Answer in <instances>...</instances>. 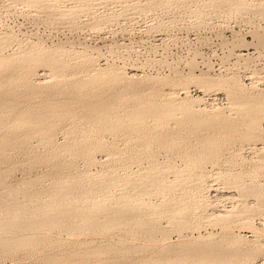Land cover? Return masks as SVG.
<instances>
[{"label":"rangeland","instance_id":"obj_1","mask_svg":"<svg viewBox=\"0 0 264 264\" xmlns=\"http://www.w3.org/2000/svg\"><path fill=\"white\" fill-rule=\"evenodd\" d=\"M243 1L244 5L235 8ZM263 2L47 0L38 4L0 0V36L12 35L0 48L2 56L11 53L0 61V106L13 119L41 112L45 118L53 114L61 121L47 137L29 134L31 128L22 126L20 142L0 157V173H8V183L3 182L8 187L0 184V192L30 177L40 184L37 188L43 194L57 182L75 178L79 189H85H80L84 192L80 196L100 198L97 202L103 204L98 205L102 209H97L100 218L97 215V223L93 219L95 225L87 226L78 217L81 226L76 223L72 228L67 219L62 228L49 230L50 239L9 250L0 256V264H109L112 260L113 264H264ZM54 46H60L56 48L60 66L55 69L46 59H34V72L26 80L22 68L13 67L16 54L26 56ZM96 70L105 76L100 78ZM187 74L236 75L239 83H175ZM32 83L51 87L35 90ZM133 84L138 86L137 93H128ZM152 87L161 94L150 93ZM166 97H172L176 107L154 104ZM243 97H259L263 102L260 108L230 105ZM185 98L194 100L190 110L180 107ZM138 100L148 104L137 105ZM99 102L111 105L105 117L95 110L90 113L91 104ZM154 175L167 176L166 182L169 178L175 184L164 191L153 184ZM91 176L99 180L90 181ZM142 177L151 186L135 190L140 182L146 184ZM49 192L41 196L47 198ZM124 193L140 196L143 204L134 197L140 203H135V210L140 211V205L146 207L141 208L144 213L150 210L142 214L146 219L141 215L143 227L134 226V221L127 227L114 222L107 228L102 223L108 218L106 211L122 210ZM72 198L67 199L72 203L70 210L92 207ZM182 201L183 212L177 216L173 211ZM155 205L163 208L155 209ZM151 222L163 229L153 230L148 225ZM199 234L202 237L195 238ZM207 240L216 241L226 253L238 250L240 255L226 261L185 246ZM169 246L181 251L171 252Z\"/></svg>","mask_w":264,"mask_h":264},{"label":"bare ground","instance_id":"obj_2","mask_svg":"<svg viewBox=\"0 0 264 264\" xmlns=\"http://www.w3.org/2000/svg\"><path fill=\"white\" fill-rule=\"evenodd\" d=\"M16 1H18V0H16ZM20 1V0H19ZM35 2V3H38L39 4V2H46L47 0H45V1H43V0H22V2ZM48 1H50V0H48ZM79 1H84V0H78V2ZM85 1H87V0H85ZM88 1H91V0H88ZM93 1V0H92ZM43 3H42V5H43ZM87 3V2H86ZM244 1L243 2H238V3H236L237 5H236V7L235 8H240L242 5H244ZM264 3V2H263ZM46 4V3H45ZM83 4V3H82ZM238 4H239V6H238ZM81 5V4H80ZM86 5V4H85ZM92 5V4H91ZM263 5V4H262ZM73 10V8H70V10ZM10 34V33H9ZM8 34H6V35H1L0 36V48L1 47H3V46H1V45H3V44H5L6 42H7V40L10 38L11 39V36L12 35H8V36H10V37H8L7 36ZM9 39V40H10ZM12 40V39H11ZM8 42H10V41H8ZM10 44V43H9ZM8 43L6 44V45H9ZM35 47V46H34ZM39 47V46H38ZM37 47V48H38ZM60 47V46H59ZM59 47H55L54 46V48H52V49H45V50H39V51H37L36 53H33V51H32V53L30 52L28 55H22V56H19V53L18 54H16L17 55V57L14 59V61L16 62V64L15 65H13V67H21L22 68V75L21 76H24L25 77V75H26V80H27V75H28V77H29V74H30V72L31 73H33L34 71H32V67H31V62L34 60V59H46V61H48V63H49V65L50 66H52V67H54L53 69H55V67H58V66H60V62H58L57 61V49L56 48H59ZM4 48H5V46H4ZM40 48H41V46H40ZM65 48V47H64ZM2 49V48H1ZM34 49V48H33ZM36 49V48H35ZM34 49V50H35ZM43 49H44V47H43ZM3 50V49H2ZM36 50H38V49H36ZM35 50V51H36ZM26 51V50H25ZM28 51V50H27ZM60 51H61V49H60ZM3 52V51H2ZM24 52V51H23ZM2 54H4V53H2ZM2 54L0 55L1 57H0V61H2V60H5V58L7 59L8 57H10L11 56V53H10V55L9 56H2ZM25 54V53H24ZM60 56V55H59ZM87 56V55H86ZM89 56V55H88ZM12 57H13V55H12ZM61 58V57H60ZM86 58V57H85ZM93 58V57H92ZM62 59H63V57H62ZM84 59V58H83ZM87 59V58H86ZM11 60H13V58L11 59ZM90 60V59H89ZM93 60V59H92ZM21 61V62H20ZM86 62H88V60L86 61ZM91 62V61H90ZM1 64V63H0ZM97 66V65H96ZM49 67V66H48ZM94 67V66H93ZM97 68V67H96ZM98 69V68H97ZM102 69V68H101ZM78 70V69H77ZM86 70H87V68H86ZM92 70V69H91ZM94 70V69H93ZM100 70V69H99ZM36 71V70H35ZM52 71V70H51ZM50 71V72H51ZM63 71V70H62ZM79 71V70H78ZM90 71V70H89ZM97 71V70H96ZM112 71V70H111ZM4 72V71H3ZM60 72V71H59ZM98 72V71H97ZM64 73H66V72H64ZM92 73V72H91ZM95 73V72H94ZM101 73L102 72H98V74H99V76L101 75ZM111 73V72H110ZM114 73V72H113ZM117 73V72H116ZM37 74V73H36ZM54 74V73H53ZM59 74V73H58ZM96 74V73H95ZM97 74V75H98ZM105 73H103V76H100V78H102V77H104L105 75H104ZM34 75V74H33ZM60 75V74H59ZM62 75V74H61ZM106 75H108L107 73H106ZM188 75V74H187ZM16 76V75H15ZM20 76V75H19ZM32 76V75H31ZM30 76V77H31ZM65 76H67V74L65 75ZM17 77V76H16ZM29 77V78H30ZM56 77H59V76H56ZM56 77H54V78H56ZM63 77V76H62ZM95 77V76H94ZM97 77V76H96ZM236 75L235 76H219V77H211V76H204V75H202V74H199V75H197V74H190V75H188V76H186V77H184V78H179V79H177L176 81H175V83H185V82H188V81H191V80H196V81H198V82H201L202 84H204V85H211V84H215V83H225V84H231V85H236L237 83H239V80L237 81L236 80ZM61 78V77H60ZM22 80V79H21ZM24 81V80H23ZM56 81V80H55ZM5 82H7L6 80H5ZM192 82V81H191ZM8 83V82H7ZM23 83V82H22ZM174 83V84H175ZM4 84V83H3ZM60 84V83H59ZM24 85V84H23ZM25 85H27L26 83H25ZM51 85V84H50ZM58 85V84H57ZM240 85V84H239ZM2 86H4V85H2ZM14 86V85H13ZM28 86V85H27ZM174 86V85H173ZM19 87V86H18ZM22 87V86H21ZM30 87H32V88H34L35 90H43V89H45V90H48V88H50L51 86H49L48 88H47V86H45V88L44 87H42V86H37V85H33V83H32V86H30ZM29 87V88H30ZM54 87H56V85L54 86ZM25 88V87H24ZM53 88V87H52ZM51 88V89H52ZM164 88V87H163ZM128 93H137V89H138V86L137 85H135V84H133V85H130V86H128ZM137 90V91H136ZM164 90V89H163ZM49 91V90H48ZM150 93H153L154 95L155 94H159L160 93V91H159V89L158 88H156V87H152V89L150 90ZM161 94V93H160ZM164 94V93H163ZM169 94V93H168ZM170 95V94H169ZM164 96V95H163ZM167 98V97H166ZM188 98V97H187ZM187 98H185V99H183L182 100V102H181V104H180V107L182 108V109H191V103H193L194 102V100H193V102H192V100L189 98V100H187ZM138 103H137V105H139V104H148L147 102H144L143 100H138L137 101ZM262 102H263V99L262 98H259V97H243V98H240V99H237V100H235V101H231V103H230V105L232 106V105H234V106H236L237 108H241V107H245V108H255V107H257V108H260V106L259 105H261L262 104ZM154 104H157L159 107H161V108H164V109H168V108H170V107H176V104L177 103H175V101H174V99H172V97H170V98H167V99H164V100H161V101H154ZM4 106V105H3ZM3 106H0V125H2V127L0 128V157L1 156H4L5 154H6V152H8L7 151V149H8V147H10V145H15V144H18L20 141H19V139H21L20 138V136H19V130L22 128V126H24V124L26 125V126H29L31 129H29V134H36V133H40V134H42L43 135V137H47V136H50L49 134L53 131V128H54V126L57 124V123H59V122H61L60 121V119H58L56 116H54L53 114H51L50 115V117L49 118H45V116L43 115V113H41V112H39V113H33V115H31L29 118H23V117H18V118H15V119H13V117L10 115V113L8 112V111H6L5 110V108L3 107ZM179 106V105H178ZM259 106V107H258ZM110 107H111V105H109V104H107V103H103V102H99V103H93V104H91V106H90V113L91 114H93V111L95 110V111H97V113L99 114L98 116H100V117H105L106 116V114H108L109 113V109H110ZM10 110V109H9ZM93 110V111H92ZM239 110V109H238ZM39 124V125H38ZM38 125V126H37ZM132 133V132H131ZM28 134V135H29ZM23 135V134H22ZM2 137H4V138H2ZM22 137V136H21ZM25 137V136H24ZM40 137H42V136H40ZM33 138V137H32ZM45 139V138H44ZM25 140V139H24ZM23 140V141H24ZM30 140V139H29ZM23 141H21V142H23ZM26 141V140H25ZM29 143V142H28ZM20 144H22V143H20ZM19 144V145H20ZM16 148H17V146H16ZM15 148V149H16ZM20 148V147H19ZM23 148V147H22ZM21 149V148H20ZM11 152V151H10ZM15 152V151H14ZM2 159V158H1ZM199 164V163H198ZM198 164H196V165H198ZM192 165H193V163L191 164V166L190 167H192ZM195 165V164H194ZM195 165V166H196ZM200 165V164H199ZM187 166H189V165H187ZM155 167V166H154ZM190 167H188V168H190ZM193 168H195V167H193ZM192 168V169H193ZM153 169V168H152ZM155 169V168H154ZM158 169H161V168H158ZM161 170H163V169H161ZM256 170V169H255ZM254 170V171H255ZM158 171V170H157ZM90 172V171H89ZM93 172V171H92ZM98 172V171H97ZM149 172V171H148ZM256 172V171H255ZM88 173V172H87ZM98 173H100V172H98ZM107 173V172H106ZM150 173V172H149ZM157 173V172H156ZM155 173V174H156ZM161 173H162V171H161ZM8 173H0V184L1 185H3L6 181H5V179L7 180V177H6V175H7ZM89 174H91V173H88L87 174V177H88V175ZM94 174H95V172H94ZM102 174H104V173H102L101 172V174L100 175H102ZM148 174V173H147ZM159 174H160V172H159ZM78 175V174H77ZM100 175H98V176H100ZM152 175V174H151ZM82 176V175H81ZM80 176V177H81ZM84 176V175H83ZM94 176V175H93ZM93 176H91V179L93 178ZM108 175H105V177L104 178H106ZM146 176V175H145ZM154 176H156V175H154ZM162 176H164V174L162 175ZM162 176H156L155 177V179H154V181L155 182H153V184H155L156 185V187H158V188H160V189H162V190H166V189H170L171 190V188H172V185L171 184H173V183H171V181L170 180H168L169 178H167V182H166V177L165 178H163ZM192 176V175H191ZM200 176V175H199ZM70 177V176H69ZM77 177V176H76ZM85 177V176H84ZM90 177V176H89ZM89 177H88V179H89ZM95 177V176H94ZM149 177V176H148ZM153 177V176H152ZM190 177V176H189ZM30 178V177H29ZM28 178V179H29ZM67 178V177H66ZM65 178V179H66ZM79 178V177H78ZM77 178V179H78ZM132 178V177H131ZM138 178H141V177H138ZM143 178V177H142ZM151 178V177H150ZM194 178V177H193ZM27 179V181L26 182H24L23 184H18L17 186H11V187H9V188H6V191H1L0 192V256L2 257V256H4V253L5 254H9L10 252H7V251H9V250H13V249H15L16 247L18 248V247H26V245H29V244H33V243H38V242H41V241H44V240H46L47 238L48 239H50L49 238V230L51 231V228H55V226H56V228H59V226H61V228H62V226H65L64 225V223L66 224V222H65V220H67V219H71L72 220V222H71V220H70V224H71V227L72 226H75V224L78 222L77 220H76V218H78V217H81V218H83L84 219V224H86L87 226L88 225H90V224H92L93 222V219L95 220L96 219V217H97V215H98V212L100 211V209H99V211L97 210L98 208H101V207H98V205L99 204H101V203H98V202H100V201H98L100 198H98V202L95 200V198H93V196H92V198L90 197V195H88V196H85V195H79V194H84V192H82L83 191V189H81L82 191V193L80 192V189H79V183H78V181H79V179L78 180H76L75 178L74 179H72V180H70V181H68L67 183L65 182V183H62L61 181L60 182H57L55 185H52V189L51 190H49L48 188H46V190L48 189V191H45V192H49V194H48V197L47 198H44L43 196H41V195H43V194H45V192H44V190H43V194H41V192H42V190L40 191L38 188L40 187H38V185H40V184H36V180L33 178V180L31 179V180H28ZM62 179H63V177H62ZM83 179V177L82 178H80V180H82ZM108 179H109V176H108ZM113 179V178H112ZM111 178H110V180H112ZM126 179H128V177L126 178ZM144 179V178H143ZM146 179H147V177H146ZM146 179H144V181L146 180ZM58 180V179H57ZM67 180H68V178H67ZM83 180H85V179H83ZM93 180H95V181H97V180H99V179H95V178H93L92 180H90V181H93ZM103 180V179H102ZM105 181H107V179H104ZM132 180V179H131ZM148 180V179H147ZM151 180V179H150ZM152 180H153V178H152ZM8 181V180H7ZM25 181V180H24ZM63 181V180H62ZM95 181H94V183H95ZM114 181V180H113ZM117 181V180H116ZM125 181V180H124ZM130 181V180H129ZM141 181V180H140ZM4 182V183H3ZM13 182V181H12ZM56 182V181H55ZM80 182H82V181H80ZM85 182H87V180L85 181ZM100 182V181H99ZM126 182H127V180H126ZM134 182V181H133ZM146 182V181H145ZM148 182H150V181H148ZM168 182H170V183H168ZM3 183V184H2ZM6 183H8V182H6ZM10 183V182H9ZM38 183V182H37ZM83 183H84V181H83ZM88 183V182H87ZM98 183V182H97ZM103 183H105V182H103ZM109 183V182H108ZM114 183V182H113ZM129 183V182H128ZM143 182H140L139 184L140 185H138V187H140V188H137V186H136V188L137 189H135V190H138V189H140L141 191H144L145 189H148L147 187H149V186H151V185H148V184H150V183H148L147 184V182H146V184H142ZM98 184H100V183H98ZM106 184V183H105ZM115 184V183H114ZM130 184V183H129ZM152 184V183H151ZM175 184V183H174ZM173 184V185H174ZM79 185V186H78ZM89 185H90V182H89ZM88 185V186H89ZM101 186H102V184H100ZM99 185V186H100ZM125 185H127L126 183H125ZM131 185V184H130ZM130 185H128V186H130ZM148 185V186H147ZM4 186H6L5 184H4ZM87 186V188H90V187H88ZM94 186V185H93ZM92 186V187H93ZM97 186V185H96ZM100 186V187H101ZM105 187H106V185H104ZM108 186H112V185H108ZM123 186V185H122ZM134 187H135V185H133ZM6 187H8V186H6ZM38 187V188H37ZM83 187H85V186H83ZM95 187V186H94ZM98 187V186H97ZM127 187V186H126ZM174 187V186H173ZM96 188V187H95ZM110 188H112V187H110ZM110 188H109V190L108 191H110ZM131 188V187H130ZM8 189V190H7ZM96 189H98V188H96ZM100 189V188H99ZM108 189V188H107ZM127 189V188H126ZM133 189V190H134ZM85 190V189H84ZM89 190V189H88ZM90 190H92L91 192H93L95 189H90ZM89 190V191H90ZM104 189H102V191H103ZM106 190V189H105ZM128 190V189H127ZM139 190V191H140ZM95 191H97V190H95ZM100 191V190H99ZM124 191V190H123ZM138 191V192H139ZM140 191V192H141ZM80 192V193H79ZM88 192V191H87ZM105 192V191H104ZM46 193V194H47ZM107 193V191L105 192V194ZM134 193V192H133ZM74 194H76L77 195V197L76 198H72L71 196H74ZM85 194H86V192H85ZM91 194V193H90ZM101 194V193H100ZM125 194V193H124ZM26 196L27 197V199H24V201L22 200L23 198V196ZM79 195V196H78ZM87 195V194H86ZM94 195H96V194H94ZM133 195V194H132ZM130 195V194H128V195H126L125 194V198L124 197H121L122 199H124V201H121L122 202V210H113V211H106L107 209H104L103 208V210H105L106 212H105V215L108 217L107 218V220H104L102 223L104 224V225H106V227H107V224H113L114 222H121L123 225H127L128 226V224L127 223H130V225H131V222L132 221H134V223H135V225L134 226H137L136 224H138L139 226H141V227H143V225L141 224V222H143V224H144V218H145V216H143L142 214H144L145 215V213L147 212V211H150V210H147V211H145V213H144V211L141 209V208H143L142 207V205H140L141 206V208H139L140 209V211L138 210H135L137 207L135 206V205H139L141 202H140V196H139V198L138 197H136V196H138V195ZM22 196V197H21ZM103 196V195H102ZM46 197V196H45ZM69 197L70 198H72V200L74 199L76 202L78 201L79 203L81 202V201H84V202H82L81 204H85V202H86V204L87 203H90V205L92 206V207H90L89 208V210H79L80 209V207L78 206H76V207H74V208H78V210L77 209H74V210H70V208L69 207H72V205L71 206H68V205H70V204H72V203H70L67 199H69ZM75 197V196H74ZM134 197L135 198H138L139 199V202L140 203H137V201H135L136 199H134ZM78 198V199H77ZM103 198V197H102ZM79 199H80V201H79ZM97 199V198H96ZM113 199H115V198H113ZM118 199V198H117ZM117 199H116V201H115V203L117 202V203H119V201H117ZM193 200H196V199H194L193 198ZM198 201V200H197ZM77 202V203H78ZM143 202V201H142ZM187 202V201H186ZM78 203V204H79ZM116 203V204H117ZM135 203H137V204H135ZM182 204H181V206L180 205H176L177 207H175V209H174V211L173 212H175L176 213V215L178 216V214L177 213H179V216L180 215H182V213H181V211H182V209L184 208V207H182V205L185 203H183V201L181 202ZM74 204V203H73ZM141 204H143V203H141ZM75 205V204H74ZM73 205V206H74ZM77 205V204H76ZM101 205H103V204H101ZM119 205V204H118ZM152 205V204H151ZM66 206H68V209L66 210L65 209V207ZM88 206V205H87ZM100 206V205H99ZM121 206H119V207H121ZM148 206V205H147ZM149 206H150V204H149ZM152 206H154V205H152ZM160 206L161 205H158V207H157V205H155V209H158L159 210V208H160ZM118 207V208H119ZM133 207H136L135 209L133 208ZM162 207V206H161ZM56 208H59V209H62V210H60V211H57L56 210ZM85 208V207H84ZM149 208V207H148ZM150 208H151V206H150ZM163 208V207H162ZM161 208V209H162ZM173 208V207H172ZM51 209V210H50ZM52 209H55L54 211L52 210ZM102 209V208H101ZM144 209V208H143ZM151 209H153V207L151 208ZM144 210H146V207H145V209ZM163 210V209H162ZM169 210H173V209H169ZM241 210V209H240ZM245 209H242V211H244ZM141 211H143V212H141ZM247 211V210H246ZM183 212V211H182ZM102 213V212H101ZM245 212H243V214H244ZM232 214V213H231ZM239 215H242V214H240V213H238ZM103 215V214H102ZM104 215V216H105ZM144 217H142V216ZM234 215V214H233ZM236 216H238V215H236ZM98 217H99V215H98ZM97 217V218H98ZM147 217V216H146ZM100 218V217H99ZM98 218V219H99ZM149 218V217H148ZM228 218L230 219V217L228 216ZM73 219H75L76 220V222H73ZM106 219V218H105ZM146 219V218H145ZM228 219V220H229ZM97 220V219H96ZM95 220V221H96ZM148 220V219H147ZM100 221V220H99ZM149 221V220H148ZM151 221V220H150ZM98 221H96V223H97ZM101 222V221H100ZM100 222L98 223V224H100ZM228 222V221H227ZM115 223V224H116ZM121 223H119V224H121ZM125 223V224H124ZM181 223H183V222H181ZM230 223V222H229ZM103 224H101V225H103ZM132 224H133V222H132ZM146 224V223H145ZM155 224V223H154ZM225 224V223H224ZM227 224V223H226ZM77 226H81V224L79 225L78 223L76 224ZM86 225L84 226V227H86ZM93 225H95V223H93ZM108 225V226H109ZM122 225V226H123ZM148 225H150V226H153V230L154 229H157L156 227H155V225H153L152 224V222H151V224H148ZM69 226V224L68 225H66V227H68ZM83 226V225H82ZM100 226V225H99ZM126 226V227H127ZM133 226V227H134ZM144 226H146V225H144ZM226 226V225H225ZM228 226V225H227ZM226 226V227H227ZM65 227V228H66ZM71 227H69V228H71ZM226 227H224V228H226ZM73 228V227H72ZM75 228V227H74ZM108 228V227H107ZM111 228V227H110ZM160 228H162V227H160ZM160 228L159 229H157V231L158 230H160ZM229 228V227H228ZM251 228V227H250ZM87 229V228H86ZM163 229V228H162ZM233 229V228H232ZM108 230H110L111 231V229H108ZM108 230H106V231H108ZM124 230H127V228L125 229H123V231ZM153 230H152V232H150V233H152L151 234V236L152 235H154L153 233H155V231L153 232ZM88 231V230H87ZM225 231V230H224ZM227 231H229V230H227ZM127 232V231H126ZM128 232H130L131 233V230L130 229H128ZM127 232V233H128ZM132 232H133V230H132ZM159 232H162V231H159ZM134 233H137V231H135ZM157 233V232H156ZM164 234V233H163ZM225 234H228V233H225ZM224 234V235H225ZM229 234H231V232L229 233ZM228 234V235H229ZM136 235H138V233L136 234ZM166 235V234H165ZM164 235V236H165ZM238 235V234H237ZM236 235V237H238ZM50 236H51V234H50ZM158 236V235H157ZM163 236V235H162ZM226 236V235H225ZM231 236V235H230ZM235 236V235H234ZM240 236H242V235H240ZM199 237H202V235H198L197 237H195V238H199ZM233 237V236H232ZM232 237H230V239L229 240H231V238ZM148 238H150V237H148ZM167 239H168V237H166ZM227 238V237H226ZM229 238V237H228ZM227 238V239H228ZM240 238V237H239ZM153 239V238H152ZM155 239V238H154ZM237 239V238H236ZM243 239V238H242ZM52 240V239H51ZM126 240V239H125ZM124 240V241H125ZM149 240H151V238L149 239ZM158 240V239H157ZM164 240V239H163ZM233 240H234V237H233ZM48 241V240H47ZM121 241V240H120ZM119 241V242H120ZM123 241V242H124ZM130 241V240H129ZM228 242V241H227ZM236 242H238V240L236 241ZM236 242H232L231 243V245L233 244V243H236ZM128 243V242H127ZM131 243V242H130ZM230 244V243H229ZM239 244V243H238ZM135 245V244H134ZM133 245V246H134ZM168 245V244H167ZM126 246H128V245H126ZM132 246V247H133ZM186 247L188 246L190 249H192V250H196V252H198V253H201V254H204L206 257H208V256H212V257H216V258H218V259H221V260H226L227 258H231L232 256H235V257H239V255H240V252L238 251V250H234V252H228L227 251V253H226V251L224 250V248L221 246V245H219L216 241H213V240H207V241H205V242H202V243H190V244H186L185 245ZM184 246V247H185ZM233 246H236L235 244L233 245ZM232 246V247H233ZM124 247V246H123ZM130 247V246H129ZM134 247H136V249H138L137 248V246H134ZM241 247V246H240ZM239 247V248H240ZM259 247V246H258ZM102 247H100L99 248V251H101L100 249H101ZM112 248V247H111ZM111 248H109V249H111ZM131 248V247H130ZM169 248H170V251L171 252H176V250L177 251H181L178 247H175V246H169ZM237 248V247H236ZM262 248V247H261ZM185 249V248H184ZM183 249V250H184ZM240 249H242V248H240ZM257 249V248H256ZM104 249H102V251H103ZM105 250H107V249H105ZM115 250V249H114ZM113 250V251H114ZM117 250V249H116ZM127 250V249H126ZM232 250V249H231ZM252 250V249H251ZM130 251V250H129ZM131 251H133V250H131ZM166 253V252H165ZM3 254V255H2ZM166 255V254H165ZM182 255H183V253H182ZM1 257H0V259H1ZM3 258V257H2ZM113 259V258H112ZM119 259V258H118ZM115 260H117V259H115ZM220 260V261H221ZM113 262H114V260H112ZM120 261V260H119ZM118 261V262H119ZM227 261V260H226ZM4 262H6V261H4ZM105 262H106V260H105ZM113 262H111L110 261V263H112L113 264ZM166 262V261H165ZM109 263V264H110ZM98 264H100V262H98ZM102 264H105L104 262L102 263ZM107 264V263H106ZM115 264V263H114Z\"/></svg>","mask_w":264,"mask_h":264}]
</instances>
